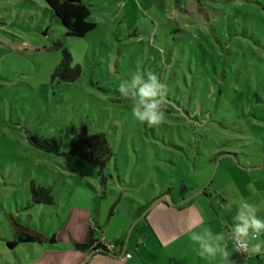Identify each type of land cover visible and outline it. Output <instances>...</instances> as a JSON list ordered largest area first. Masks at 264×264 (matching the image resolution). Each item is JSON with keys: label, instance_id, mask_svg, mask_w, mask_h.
<instances>
[{"label": "rangeland", "instance_id": "374dc122", "mask_svg": "<svg viewBox=\"0 0 264 264\" xmlns=\"http://www.w3.org/2000/svg\"><path fill=\"white\" fill-rule=\"evenodd\" d=\"M82 1L97 27L73 38L44 0H0V264L16 263L12 220L60 245L97 224L125 237L139 206L204 189L231 223L241 197L264 217V0ZM65 50L81 70L71 84L52 79ZM138 71L168 85L160 126L136 121L118 92ZM99 133L114 152L105 188L99 169L29 140L66 154ZM32 183L52 189L53 206H31ZM234 253L232 264H264V254Z\"/></svg>", "mask_w": 264, "mask_h": 264}, {"label": "crops", "instance_id": "0c3cea01", "mask_svg": "<svg viewBox=\"0 0 264 264\" xmlns=\"http://www.w3.org/2000/svg\"><path fill=\"white\" fill-rule=\"evenodd\" d=\"M205 190L186 194L179 200L173 196L170 199L166 197L164 202L152 209L147 218L151 229L144 231L141 237L143 241L136 242V248L143 252L142 254L137 251L135 256L130 251V243L133 239H129L128 236L124 237L126 233L124 228H117L112 233L109 232V227V230L105 232L103 227L97 224L86 227L84 238H81L85 240L79 241L70 236L64 244L60 245L59 236L55 234L56 244L54 246L49 244L21 245L11 250L16 260L14 264H225L223 257L219 255L214 258L201 257L198 245L190 240L191 231L200 232L205 227L210 228L213 233L223 232L225 234L229 264L238 262V258L236 260L231 258L235 255L234 252L241 253L233 248V242L228 235L227 226L232 223L221 217L218 211L213 213L210 208V206L213 208L212 202L208 200L217 196L216 192L207 190L205 193ZM130 216L132 218V215ZM109 225L111 226V223ZM90 229L95 231V238L103 245L125 240L122 256L89 255L77 250L74 246L86 243ZM48 237L51 238V236ZM18 249H21L19 253H17ZM26 253L31 254L29 258L25 256ZM127 254H130L131 258L125 259L124 256ZM149 254L154 257H146Z\"/></svg>", "mask_w": 264, "mask_h": 264}, {"label": "trees", "instance_id": "16d2710c", "mask_svg": "<svg viewBox=\"0 0 264 264\" xmlns=\"http://www.w3.org/2000/svg\"><path fill=\"white\" fill-rule=\"evenodd\" d=\"M48 8L53 13L54 17L62 24L66 30L67 37L84 38L91 32H93L97 25L90 21L91 10L82 0H44ZM81 76L80 68H72L71 54L65 50L63 52L62 61L59 67L53 74V80L63 81L71 84L76 82ZM33 147L39 149L48 154L55 156H65L66 158L76 157L82 159L89 167L99 169L100 183L103 188L106 187V176L104 172L108 163L114 157L113 149L111 148L107 135L104 133L94 134L87 138H81L79 141H75L71 144V148L68 153L64 154L61 151L60 146L55 141L46 139L41 136H31L29 138ZM225 155H220L219 159H223ZM218 161V155H214L211 163ZM208 189L205 190V193ZM204 193V194H205ZM167 194L163 197L153 199L149 204L139 206L132 216V228L128 235L129 239L136 238L138 231L143 235L146 229H151L148 224V215L152 209L168 197ZM185 196L182 193V197ZM54 198L51 188H44L37 186L35 183L31 185V206H53ZM181 207V206H180ZM13 229V241L8 242V248L14 250L21 245L31 244H49L54 246L55 235L51 238L38 232L36 229H31L18 223L16 220H12ZM141 235V237H142ZM138 241H143L142 238ZM125 240L117 241L108 245L101 244L95 238V231L89 230L86 243L75 245L74 247L81 251L88 253L89 255L105 254L114 257H121L123 254V243Z\"/></svg>", "mask_w": 264, "mask_h": 264}, {"label": "clouds", "instance_id": "9594fccd", "mask_svg": "<svg viewBox=\"0 0 264 264\" xmlns=\"http://www.w3.org/2000/svg\"><path fill=\"white\" fill-rule=\"evenodd\" d=\"M121 98L130 100L131 114L141 124L149 127L160 126L165 120L168 85L153 71L134 72L118 85ZM236 208L232 224L228 225V235L233 248L245 254H264V217L259 216L258 206L244 198L230 202ZM190 240L198 245L201 257H223L229 264V251L223 232L213 233L210 228L191 231Z\"/></svg>", "mask_w": 264, "mask_h": 264}, {"label": "built area", "instance_id": "2783aa9c", "mask_svg": "<svg viewBox=\"0 0 264 264\" xmlns=\"http://www.w3.org/2000/svg\"><path fill=\"white\" fill-rule=\"evenodd\" d=\"M241 253H242L243 255H247V254H245V253H243V252H241ZM124 258H125V259H129V258H131V255H130V254H127V255L124 256Z\"/></svg>", "mask_w": 264, "mask_h": 264}]
</instances>
